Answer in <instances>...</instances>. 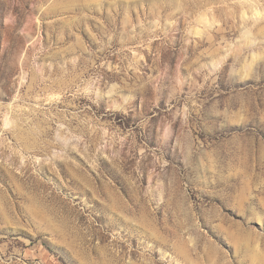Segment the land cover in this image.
Wrapping results in <instances>:
<instances>
[{"label":"rangeland","instance_id":"rangeland-1","mask_svg":"<svg viewBox=\"0 0 264 264\" xmlns=\"http://www.w3.org/2000/svg\"><path fill=\"white\" fill-rule=\"evenodd\" d=\"M0 264H264V0H0Z\"/></svg>","mask_w":264,"mask_h":264}]
</instances>
